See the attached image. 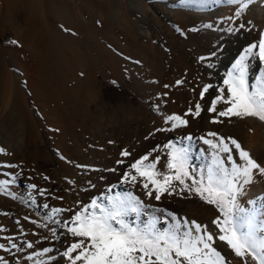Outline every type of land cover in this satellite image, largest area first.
I'll return each mask as SVG.
<instances>
[{"label":"rangeland","instance_id":"374dc122","mask_svg":"<svg viewBox=\"0 0 264 264\" xmlns=\"http://www.w3.org/2000/svg\"><path fill=\"white\" fill-rule=\"evenodd\" d=\"M238 7L227 0L203 6L185 0H0V180L13 181L14 193L0 194V243L10 249H0V256L8 264H69L62 253L74 238L52 222L51 209H71L55 217L68 220L112 185L217 231L211 225L220 215L215 206L179 192L175 182L177 191L156 201L141 184L120 181L149 152L161 157L158 169L167 172L163 146L169 141L190 145V163L199 170L210 160L212 149L200 140L214 139L209 132L236 139L264 166V122L232 117L212 123L216 114L207 111L232 64L264 39V0H252L235 16ZM257 53L246 61L250 83L264 69ZM205 84L213 87L201 99ZM197 103L200 116L186 115ZM169 115L188 124L157 131L171 128ZM261 197L264 176L256 174L240 202L251 208L249 202L259 206ZM214 246L228 264H244L224 242Z\"/></svg>","mask_w":264,"mask_h":264},{"label":"snow or ice","instance_id":"6c2138e0","mask_svg":"<svg viewBox=\"0 0 264 264\" xmlns=\"http://www.w3.org/2000/svg\"><path fill=\"white\" fill-rule=\"evenodd\" d=\"M185 2L203 6L219 3L220 0ZM227 2L239 6L235 15L240 16L252 0ZM257 48L259 60L264 62V39H261L258 45L252 44L245 49L226 73L223 86L218 88L219 94L207 108L208 112L216 114L212 123H222L220 118L232 117H254L264 122V69L260 71L256 82L250 83L249 65L246 62ZM183 83L182 80L176 81L177 85ZM212 87L211 84L203 86L201 99ZM220 104L226 107L218 109ZM201 111V105L197 103L194 111L190 108L186 115L198 117ZM169 122L170 129L157 131H170L188 124L180 115L167 116L165 123ZM207 136L214 139L202 136L200 140L212 152L210 160L199 170L190 163V145L177 146L169 141L163 146L168 149L167 172L158 169L161 157H153L152 152H149L130 164L129 170L123 173L120 185L135 187L141 184L148 199L160 201L164 194L173 195L177 191L175 182L179 192L196 195L205 203L215 206L220 215L211 221V225L216 232L208 224L180 218L172 212L146 204L131 190L114 191L118 186L112 185L105 194L79 207L68 220L61 221L55 217L71 209H51L52 222L61 225L74 238L62 253L69 264H228L226 256L214 246L217 241L224 242L244 264H247V257H251L255 264H264V197L259 198V206H256L257 201H250L251 208L240 202L245 186L253 183L255 175L264 176V166L244 150L236 139L221 137L216 132H209ZM192 139V136L187 137L188 141ZM234 150L242 163L234 158ZM2 152L4 149L0 148ZM129 155L126 150L122 152L124 157ZM117 163L122 164L124 161ZM11 183L13 181L0 180V194L14 197V193L9 190ZM30 187L35 189L36 185ZM43 207L49 206L44 204ZM157 213H164L163 219ZM162 223L166 226L158 227ZM52 231L55 235V229ZM9 243L11 248H17L15 243ZM27 247L32 248L33 245L28 243ZM0 249L10 251L3 243H0ZM43 251L47 253L51 249ZM0 264H8L3 256H0ZM37 264L44 262L38 261Z\"/></svg>","mask_w":264,"mask_h":264},{"label":"bare ground","instance_id":"6f19581e","mask_svg":"<svg viewBox=\"0 0 264 264\" xmlns=\"http://www.w3.org/2000/svg\"><path fill=\"white\" fill-rule=\"evenodd\" d=\"M236 16V15H235ZM177 19V18H176ZM141 35V34H140ZM241 40H243V39H241Z\"/></svg>","mask_w":264,"mask_h":264}]
</instances>
